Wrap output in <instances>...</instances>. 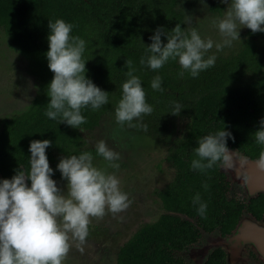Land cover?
I'll return each instance as SVG.
<instances>
[{"label":"trees","instance_id":"16d2710c","mask_svg":"<svg viewBox=\"0 0 264 264\" xmlns=\"http://www.w3.org/2000/svg\"><path fill=\"white\" fill-rule=\"evenodd\" d=\"M176 0H0V26L11 44L27 60L29 70L40 80V94L26 111L4 121L0 128V181L11 179L16 169L30 168L29 151L33 140L48 139L46 149L49 162L55 160L53 151L61 158L79 155L95 149L81 148L79 129L59 119H49L50 97L47 86L53 79L46 53L49 21L63 19L73 24L72 36L86 42L83 59L86 77L101 90L108 92V103L97 110L82 109L86 123L80 127L91 130L100 116L108 110L115 112L122 97V84L127 80L126 59L133 62L134 74L141 79L146 102L153 107L150 115H143L123 126L161 138L168 146L166 161L175 169L171 180L157 190L163 209L187 217H195L203 229L220 223L224 230L232 227L236 214L226 200L223 179L215 164L206 172L191 168L198 141L204 136L223 130L231 132L234 140L227 146L249 158L258 157L264 145L256 143L254 132L264 119V66L257 57L255 39L264 33L247 30L239 50L218 57L213 67L192 77L177 60H169L161 69L153 71L140 60L146 57V47L158 27L171 31L176 24L185 28L182 13L174 9ZM167 43L166 36H162ZM183 76H180L181 72ZM159 75L163 91L153 90L151 81ZM175 103L182 105L179 115L171 114ZM186 119L179 136L175 122ZM143 125L147 126V131ZM30 181H27L29 183ZM208 188L205 189L204 185ZM199 194L207 205L206 218L197 213L193 198ZM225 215L228 217L226 218ZM223 219V221L221 220ZM194 230L186 220L170 213L139 227L120 246L116 264H173V251L188 243Z\"/></svg>","mask_w":264,"mask_h":264},{"label":"clouds","instance_id":"9594fccd","mask_svg":"<svg viewBox=\"0 0 264 264\" xmlns=\"http://www.w3.org/2000/svg\"><path fill=\"white\" fill-rule=\"evenodd\" d=\"M204 8L207 4L200 0ZM227 4L224 17L215 21L222 42L202 38L194 27L181 28V24L169 32L158 27L150 36L152 43L146 47L148 55L142 57L141 65L153 71L161 69L169 60H178L184 71L197 77L201 71L215 65L216 55H207L215 48L223 50L240 40L239 30L248 28L252 33H264V0H220ZM183 3V0H181ZM193 17L185 15V24L190 25ZM73 24L63 19L49 21L50 29L46 58L48 68L54 74L47 86L50 97L45 115L52 120L79 129L86 123L81 110L90 107L97 110L108 103V92L97 87L86 77V62L82 57L86 42L72 36ZM166 36L167 43H163ZM207 56V58H206ZM128 77L122 84V97L115 108V120L123 126L143 115H150L153 107L146 102V93L139 76L134 74L133 62L126 59ZM184 72L180 73L183 76ZM162 78L157 75L151 81L153 90L163 91ZM182 105L175 103L173 115H179ZM147 131V126L143 125ZM256 143L264 145V119L254 132ZM231 132L223 130L209 134L198 141L191 168L206 172L217 162L232 167L233 152L227 147ZM52 146L48 139L30 142L28 170L16 169L11 179L0 181V264H64L73 243L82 252V245L89 236V225L93 218H102L106 211L117 214L125 211L131 201L121 190V181L115 172L122 159L121 152L110 148L103 139L92 146L96 155L106 162L105 167L93 164V154L83 151L79 155L60 158L57 169L67 181V191L57 186L51 177L54 172L49 165L46 149ZM246 158L240 160L244 165ZM257 168L264 172V149L256 160ZM27 181H30V186ZM205 189L208 185H204ZM198 205L197 213L206 218L207 205L199 194L193 198Z\"/></svg>","mask_w":264,"mask_h":264},{"label":"rangeland","instance_id":"374dc122","mask_svg":"<svg viewBox=\"0 0 264 264\" xmlns=\"http://www.w3.org/2000/svg\"><path fill=\"white\" fill-rule=\"evenodd\" d=\"M204 2L207 4L205 8L200 0H183V3L181 0H176L174 9L182 13L186 29L194 27L202 38L210 37L215 42H222L215 21L224 17L227 4L221 3L220 0H204ZM185 15L193 17L190 25L185 24ZM247 30L249 29L241 28L240 40L233 41L231 46H226L221 51H217L214 46L207 55L215 54L218 58L236 53ZM255 50L264 64V36L255 39ZM39 83L40 80L35 73L29 70L27 60L16 46L10 43L7 34L0 26V126L3 121L24 112L30 106L41 92ZM185 122L184 118L176 120L177 135L183 133ZM80 135L82 149L94 148L93 142L103 139L110 148L121 152L119 169L109 168L108 171L115 172L118 176L121 190L128 195L131 203L123 212L112 214L106 211L102 218H93L89 225V236L82 245L84 250L81 254L73 256L72 260L76 261V264H114L117 247L130 237L142 221H150L157 215L158 201L154 191L161 189L171 179L172 169L164 160L166 150L164 144L158 142V147L149 146L152 142L146 137L147 135L119 125L112 110L103 113L95 127L91 130L83 129ZM53 155L56 161L60 158L55 151ZM56 161L49 164L54 172L52 177L57 178L59 181L57 186L66 192L67 181L62 179ZM97 163V159L93 160L94 166H98ZM103 163L101 167L106 166V162ZM233 166L232 168L224 166L223 170L228 173L231 182L239 183L240 177ZM240 229L237 234H241L242 229ZM237 239L246 244L249 241L247 238ZM73 246H76V243H73ZM204 251L206 248L203 246L199 255Z\"/></svg>","mask_w":264,"mask_h":264},{"label":"flooded vegetation","instance_id":"af4514ba","mask_svg":"<svg viewBox=\"0 0 264 264\" xmlns=\"http://www.w3.org/2000/svg\"><path fill=\"white\" fill-rule=\"evenodd\" d=\"M138 133L145 134V132H138ZM146 137L150 138L149 141L152 142V144L150 145L148 144L149 146L152 145L153 147H158V142L164 144V147L166 149L164 160L166 161L165 157L167 154L168 146H170V143H167L165 140H163L161 138L162 136L157 139L152 138L148 135ZM83 149H94V148L88 147ZM58 155L61 158L62 155L61 154ZM93 157L94 160L97 159L98 161L97 167H101L104 164L103 163L104 161H101L103 158L97 155H93ZM258 157L256 156L254 158H258ZM60 158L57 159V161L55 158V160L49 162V164L55 163V161L58 164ZM94 162H95L94 164H96V161ZM166 163L168 162L166 161ZM221 163L222 161L219 162L218 164V171L221 174L224 183L222 187L224 190L223 194L226 200L231 202L230 204L233 205L231 214L237 215L232 227L228 228L227 230H224L222 229L223 225L218 223L217 225L207 226V229L205 230L196 223L195 217H187L179 213L168 212L165 209H163L161 205V201L158 195L156 194V191L160 189H156L154 191V195L156 196L158 201V204L156 205V210L158 211L157 215L150 221H142L140 225L135 229L137 230L139 227H141L144 224L155 222L158 219V217L163 213L175 214L181 220L188 221L191 224V229L194 230L192 238L181 249L173 251V256L175 258L173 260V264H264V240L261 239L262 237H260V233H259V231L262 230L261 228L264 229V193L262 192L251 193L249 192L247 187H245L244 184L240 182L239 183L231 182L229 180L228 173L220 169ZM169 166L172 169V176H173L175 169L170 164ZM52 179L55 180L56 182L58 181L57 178L52 177ZM29 184L30 182L28 183V185ZM165 185L162 188H164ZM225 217L228 218L226 215ZM221 220L223 221V219ZM239 224H240L239 227H241L242 229L241 234L240 233L237 234L236 231L237 225ZM135 230L133 232H135ZM237 238L239 239L247 238L249 241L246 244L243 243L242 240H241L242 242L239 241ZM260 243L261 244L263 243V247L260 246ZM120 246L117 247V250L115 252L114 264H116V256ZM203 246L206 248V251L202 252L201 255H199L200 250L202 249ZM81 253L82 252L79 250L78 247L72 246L67 259L64 261V264H76V261H73L72 258L73 256L79 255Z\"/></svg>","mask_w":264,"mask_h":264},{"label":"water","instance_id":"95a60500","mask_svg":"<svg viewBox=\"0 0 264 264\" xmlns=\"http://www.w3.org/2000/svg\"><path fill=\"white\" fill-rule=\"evenodd\" d=\"M230 152H233V159L231 161L233 168L237 171L238 176L240 177V183L244 184L245 187L251 193L262 192L264 193V172L260 171L256 166V160L258 158H249L244 157L240 152L236 149L229 148ZM246 158V163L244 165L240 164V160ZM225 164L222 162L220 165V169L223 170ZM232 168V167H231ZM230 180V178H229ZM237 225V230L240 229ZM259 231L261 239L264 240V229ZM260 246L263 247V243H260Z\"/></svg>","mask_w":264,"mask_h":264},{"label":"crops","instance_id":"0c3cea01","mask_svg":"<svg viewBox=\"0 0 264 264\" xmlns=\"http://www.w3.org/2000/svg\"><path fill=\"white\" fill-rule=\"evenodd\" d=\"M94 255L96 254V253H93Z\"/></svg>","mask_w":264,"mask_h":264}]
</instances>
